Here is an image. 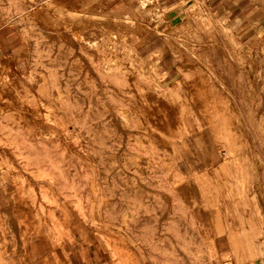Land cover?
I'll return each instance as SVG.
<instances>
[{
    "label": "rangeland",
    "instance_id": "374dc122",
    "mask_svg": "<svg viewBox=\"0 0 264 264\" xmlns=\"http://www.w3.org/2000/svg\"><path fill=\"white\" fill-rule=\"evenodd\" d=\"M210 166L264 193V0H0V247L188 214Z\"/></svg>",
    "mask_w": 264,
    "mask_h": 264
},
{
    "label": "crops",
    "instance_id": "0c3cea01",
    "mask_svg": "<svg viewBox=\"0 0 264 264\" xmlns=\"http://www.w3.org/2000/svg\"><path fill=\"white\" fill-rule=\"evenodd\" d=\"M212 9L229 17L237 11ZM242 23L237 17L240 26L232 28ZM197 174L193 198L182 201L189 203L188 214H164L161 221L160 215L121 216L110 221L107 236L91 243L58 230L57 216L49 215L55 231H34L38 246L0 247V264H264V193H235L224 166ZM248 175L252 180L257 172L251 168Z\"/></svg>",
    "mask_w": 264,
    "mask_h": 264
},
{
    "label": "bare ground",
    "instance_id": "6f19581e",
    "mask_svg": "<svg viewBox=\"0 0 264 264\" xmlns=\"http://www.w3.org/2000/svg\"><path fill=\"white\" fill-rule=\"evenodd\" d=\"M44 131V130H43Z\"/></svg>",
    "mask_w": 264,
    "mask_h": 264
}]
</instances>
